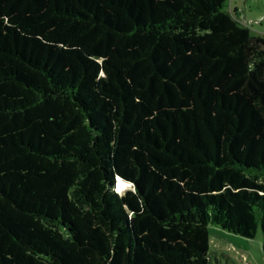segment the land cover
I'll return each instance as SVG.
<instances>
[{
  "label": "trees",
  "instance_id": "16d2710c",
  "mask_svg": "<svg viewBox=\"0 0 264 264\" xmlns=\"http://www.w3.org/2000/svg\"><path fill=\"white\" fill-rule=\"evenodd\" d=\"M211 227L264 250V37L228 0H0V264H236Z\"/></svg>",
  "mask_w": 264,
  "mask_h": 264
},
{
  "label": "rangeland",
  "instance_id": "374dc122",
  "mask_svg": "<svg viewBox=\"0 0 264 264\" xmlns=\"http://www.w3.org/2000/svg\"><path fill=\"white\" fill-rule=\"evenodd\" d=\"M228 5L229 8L234 11L237 19L242 24L249 26L253 34L262 35L264 37V0H228ZM126 187L130 188L129 185H126L124 188ZM237 235L233 232L225 231V234L220 235V237L214 236L213 240L211 241L210 248H221L223 251L228 252V254L237 259L238 255L236 254L234 249L237 246L242 247L241 245H239L240 243H242L243 248L246 249L247 247H249L250 250H252V252H254L262 262H264V250L262 249L261 230H258L257 235L254 238H247L238 235L239 237H241V239H244V241H242L240 238L237 239ZM257 236H259V238ZM230 242L235 247H233Z\"/></svg>",
  "mask_w": 264,
  "mask_h": 264
},
{
  "label": "crops",
  "instance_id": "0c3cea01",
  "mask_svg": "<svg viewBox=\"0 0 264 264\" xmlns=\"http://www.w3.org/2000/svg\"><path fill=\"white\" fill-rule=\"evenodd\" d=\"M222 234H225V231H223V230H221V229H219L218 227H211L210 228V245H211V241L213 240V237L214 236H216V237H220V235H222ZM237 235V234H236ZM257 235V234H256ZM256 235L254 236V237H256ZM238 236V235H237ZM253 237V238H254ZM258 238H259V236H257ZM221 238H223V237H221ZM238 238H240L241 239V237H237V239ZM239 239V240H240ZM242 241H244V239H241ZM213 243H216V242H213ZM231 243V242H230ZM229 243V244H230ZM232 244V243H231ZM218 245V244H217ZM233 245V244H232ZM239 245H241L242 247H236L234 250H235V252H236V254L238 255V260L236 259V258H234L233 256H231L230 254H228V252H226V251H223L221 248H219V249H213V248H210L211 250H213V251H215V252H217L218 254L219 253H225V254H227L229 257H230V259L232 260V261H234L236 264H263L264 262H262L260 259H259V257L254 253V252H252V250H250V248L249 247H247L246 249L245 248H243V244L242 243H240ZM233 247H235L234 245H233ZM263 249V248H262ZM253 255V256H252ZM221 264H224L223 262H221Z\"/></svg>",
  "mask_w": 264,
  "mask_h": 264
},
{
  "label": "bare ground",
  "instance_id": "6f19581e",
  "mask_svg": "<svg viewBox=\"0 0 264 264\" xmlns=\"http://www.w3.org/2000/svg\"><path fill=\"white\" fill-rule=\"evenodd\" d=\"M126 185H129V183L128 182H124L121 179H119V182H118V185H117L119 190H122Z\"/></svg>",
  "mask_w": 264,
  "mask_h": 264
},
{
  "label": "water",
  "instance_id": "95a60500",
  "mask_svg": "<svg viewBox=\"0 0 264 264\" xmlns=\"http://www.w3.org/2000/svg\"><path fill=\"white\" fill-rule=\"evenodd\" d=\"M124 182H126V181H124Z\"/></svg>",
  "mask_w": 264,
  "mask_h": 264
}]
</instances>
